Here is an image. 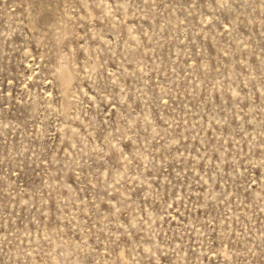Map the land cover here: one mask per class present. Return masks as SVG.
Masks as SVG:
<instances>
[{"label":"rangeland","instance_id":"374dc122","mask_svg":"<svg viewBox=\"0 0 264 264\" xmlns=\"http://www.w3.org/2000/svg\"><path fill=\"white\" fill-rule=\"evenodd\" d=\"M0 264H264V0H0Z\"/></svg>","mask_w":264,"mask_h":264}]
</instances>
